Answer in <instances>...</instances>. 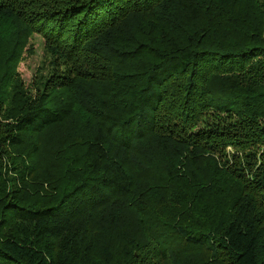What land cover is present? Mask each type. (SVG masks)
<instances>
[{
    "label": "trees",
    "instance_id": "obj_1",
    "mask_svg": "<svg viewBox=\"0 0 264 264\" xmlns=\"http://www.w3.org/2000/svg\"><path fill=\"white\" fill-rule=\"evenodd\" d=\"M0 264H264V0H0Z\"/></svg>",
    "mask_w": 264,
    "mask_h": 264
},
{
    "label": "rangeland",
    "instance_id": "obj_2",
    "mask_svg": "<svg viewBox=\"0 0 264 264\" xmlns=\"http://www.w3.org/2000/svg\"><path fill=\"white\" fill-rule=\"evenodd\" d=\"M44 40L41 35L31 34L28 39L27 49L22 55L17 67V72L25 84H30L31 81H40V78L48 77L52 70V60L50 54L45 51ZM60 73L62 68L57 69ZM15 155H12V157ZM11 164L5 156L8 174L10 179L17 182L21 176L25 177L30 171V163L28 161L19 164L18 156ZM25 168V170H24Z\"/></svg>",
    "mask_w": 264,
    "mask_h": 264
}]
</instances>
